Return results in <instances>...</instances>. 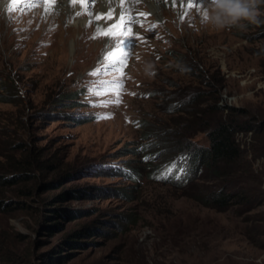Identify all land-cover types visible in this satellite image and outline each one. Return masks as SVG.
<instances>
[{"label": "rangeland", "instance_id": "374dc122", "mask_svg": "<svg viewBox=\"0 0 264 264\" xmlns=\"http://www.w3.org/2000/svg\"><path fill=\"white\" fill-rule=\"evenodd\" d=\"M29 2L24 10L17 9L16 21L6 18L17 27L0 34V99L6 100L0 101V170L16 141L45 150L56 164L30 171L25 184L33 187L30 197L22 196L20 185L4 189L32 208L14 207L6 220L0 216V222L7 221L0 233V264H264V173L259 195L245 180L234 188L247 193L248 204L207 210L197 207L195 196L214 189L222 176L203 172L188 186L152 180L146 176L149 160L132 150L147 148L145 144L154 139L153 135L142 137L147 127L180 114L185 101L196 94L200 108L217 104L220 109L214 120L210 111L205 114L204 128L193 123L194 140L186 141L196 146L208 145L206 123L209 127L227 119L255 125L262 120L264 5L259 8L258 22L242 20L218 29L204 19L210 0L190 9L188 0L181 8L178 0L170 11L176 16L178 7L182 18L160 14V20L150 15L148 4L140 3L134 15L145 12L148 19L134 24L139 32L130 30L133 47L125 66L104 68L106 61L100 60L108 52L103 47L77 56L75 47L66 46L64 53L54 55L47 43L38 46L36 37L25 36L24 31H31L27 27L31 10L42 13L45 9L43 0ZM100 6L101 0L90 3L84 28L97 24ZM113 20L105 21L111 24ZM107 40L103 35L102 43ZM60 56L64 58L58 63L55 58ZM93 56L97 63L91 64ZM58 98L65 101L57 102ZM234 137L254 173L260 171L264 163L257 151L264 148V136L240 132ZM177 152L173 154L179 158L182 152ZM162 156L157 150L152 156L157 167L164 163ZM134 167L144 173L137 184L140 192L131 188L134 184L121 171ZM238 169L245 173L240 164L230 163L223 178L235 180ZM68 170L71 174L58 180ZM51 180L50 186L39 184ZM74 189L80 194L69 193ZM60 193H64L63 200L52 205H61L70 214L57 220L61 226L52 229L47 223L56 220L44 222L33 208L40 199ZM134 197L135 201H128ZM172 201L177 216L190 211L189 218L182 220L184 226L176 227L180 223L173 220L161 231L159 219L156 229L146 223L155 208L165 202L171 206ZM131 206L136 207L140 226L127 224L120 232L125 225L121 216L126 210L131 213L126 209ZM248 216L254 220H245ZM78 227L96 230L71 241V246L63 243L69 230Z\"/></svg>", "mask_w": 264, "mask_h": 264}, {"label": "trees", "instance_id": "16d2710c", "mask_svg": "<svg viewBox=\"0 0 264 264\" xmlns=\"http://www.w3.org/2000/svg\"><path fill=\"white\" fill-rule=\"evenodd\" d=\"M199 99L200 96L196 94V96L192 97L190 101H185V108L179 111L181 112L180 114L176 115L175 117H171L165 122L157 123L155 126H148L147 131L142 134V137L145 140L151 138L153 135L154 139L150 140V143L145 144V146L149 145L147 148L145 147L140 151H138V149L132 150L135 153L141 154L144 159L149 160V162L146 163V167H148L146 176L148 175V177H150L152 180L156 178L158 181L173 184L174 186H188L198 177V175L200 178V174L203 172L206 174L208 172H212V174L216 177L222 176L220 182L215 184L214 189L203 194L199 193L198 196H195L197 199V201H195L197 207H202L207 210L210 208L226 210L235 204H248L250 199L247 193L244 192L242 188H234L240 184H243L245 180L246 182L252 183L255 195H259L258 193L261 189L258 188V186L261 182L260 177H262L260 175L264 173V167H262L260 171L254 173L252 164L248 161H245L243 158L241 150H239L240 145L236 141L234 133H250V135H260L263 137L264 117H262V120H258L255 125L247 124L245 122L243 125H241L238 120L228 121L227 119L217 121L216 125L212 126V124L209 127L206 123L205 127L208 129L206 133L208 145L203 147L196 146L191 144V142L186 141L188 138H190L192 142L194 140L192 139L193 135L195 134L194 128H192L193 123H200V128H204V125L202 124L206 122L204 117L205 114L210 111V113L215 115L212 118V120H214L216 119L218 112H220L217 104H210L204 109L200 108L198 105ZM0 101L6 102L5 99H0ZM56 101L61 102L65 101V99L58 98ZM73 105L75 104H72V106ZM226 109H230V112L233 111V108ZM226 121L228 122L226 123ZM155 147H157V152H163L161 163H164L163 165H159V167H157V165H155V163L152 161V156L156 152V150L153 149ZM151 150H153V152ZM143 151H145V153H143ZM176 151H178L177 153L182 152V155L179 158L173 154ZM257 152L263 158L262 163H264V148H261ZM5 160L6 163L3 169L0 170V216L6 220L9 217L10 212L14 210V207L18 210H22L24 206L29 205L30 208H32V206L17 197L11 198V196L7 195L4 189L8 187L12 188L15 185H20V187H18V191L22 194V196L30 197L34 193L33 187L31 185H25L28 181H30L29 178L32 175L30 171L35 169L33 171L34 173L41 171L44 168H55L56 163L53 162L54 158L52 156H48L45 150L37 147L35 148L30 145L27 146L22 141H16L14 143L12 153L8 154ZM233 162L240 164L245 173L238 169L240 174L235 176L232 175L235 180L223 178L226 167ZM142 170L143 169L139 170L138 167H134L132 169L128 168V170H121L124 178L130 180L134 184L131 185V188L135 192H140L142 190V188L139 187V181L144 175ZM70 174V170L65 171V173L59 175L58 180H61L64 176H68ZM52 183H54V180L39 184L41 186H50ZM197 187L198 186L192 187V191L197 189ZM69 193L79 195L80 190L74 189ZM120 194L126 196V193L120 192ZM63 198L64 193H60L51 199H40L39 206L37 208H33L36 210L37 214L39 212V216L42 220H44V222L48 219L56 220L47 223V225L52 229L61 226L57 220L65 219L67 215L70 214V212L64 209L63 206L52 205L55 200L61 202ZM134 199L135 197L128 199V201H135ZM126 209H130L131 213L126 210L125 213L122 214L121 219L125 225H123V227L121 226L122 228L120 232H123L127 228V224L134 226L136 223H138V226H140V217L136 215V207L131 206ZM46 211L48 213H46ZM189 212L181 213L179 216H177L178 208L176 207V203L172 201L170 206V203L165 202L161 206H158V208H155V211L150 217L151 221H146V223L156 229L159 225L157 219H159V223L162 224V231V229L164 230V228L170 222L175 220L180 223V225H177L176 227L180 228L184 226L182 223V220H184L183 218H189ZM183 215L185 217H183ZM245 220L251 222L254 219H250L248 216ZM4 223H7V221L0 222V231L2 228L7 226ZM94 230H96L95 227H78L73 230H69L63 243L70 245L71 241L77 242L78 239L85 237L84 235H88L89 232H93ZM0 233L3 234L4 232L1 231ZM1 244L2 243L0 242V245Z\"/></svg>", "mask_w": 264, "mask_h": 264}, {"label": "bare ground", "instance_id": "6f19581e", "mask_svg": "<svg viewBox=\"0 0 264 264\" xmlns=\"http://www.w3.org/2000/svg\"><path fill=\"white\" fill-rule=\"evenodd\" d=\"M30 1V0H29ZM28 0H0V18L1 22L5 25L0 26V34L10 31L11 29L16 28L15 21L17 20L16 16L18 14L17 9H25L29 6ZM181 1V0H179ZM185 0H183L184 2ZM121 0H116L114 3L115 15L114 20L111 22L113 24L119 19V16L123 14L125 8H128L127 3L123 4V8L119 5ZM178 0H161L157 3H152L149 7L150 15L152 17H157V20H160L161 15H164L172 19H181L182 12L179 10L184 4L181 3V6H178ZM90 5V4H89ZM89 5L87 8L82 7L79 3L73 4L72 0H43L44 11L41 13L37 8L32 9L28 15V20L31 21L30 25L27 26L31 31H24L25 36H34L37 38L36 44L42 46L43 44H48L52 50V54L64 53L66 51V46L74 48L75 53L78 56L80 52L87 51L88 53L92 50L91 48L96 47V49H107L109 52L110 46L115 44L119 38L113 39L108 37L107 43H102V36H97V31H107V26L111 25L107 23L104 19L98 20L95 26H87L84 28V23L86 22V13L89 11ZM177 7V15L171 13L170 9L172 6ZM19 7V8H17ZM101 9L97 15H103L106 11V6L103 5V0H101ZM180 11V12H179ZM145 13V12H144ZM142 13L134 15V11L130 14L135 17L136 22L146 21L148 17L144 16ZM5 17V18H4ZM15 20L14 24L8 22L7 19ZM7 18V19H6ZM25 25V24H24ZM139 26H133L132 29L136 32H139ZM77 36L75 37V35ZM95 37V38H94ZM72 39L70 45L68 40ZM99 39V43L97 40ZM150 42V41H149ZM68 44V45H67ZM91 45V46H90ZM90 46L89 49H86ZM103 47V48H102ZM102 48V49H101ZM84 54V53H83ZM85 56V54H84ZM63 56L56 57L55 60L59 63L63 60ZM102 63L105 62V59L100 60ZM91 64L97 63L94 56L92 57Z\"/></svg>", "mask_w": 264, "mask_h": 264}, {"label": "snow or ice", "instance_id": "6c2138e0", "mask_svg": "<svg viewBox=\"0 0 264 264\" xmlns=\"http://www.w3.org/2000/svg\"><path fill=\"white\" fill-rule=\"evenodd\" d=\"M96 0H72L75 5L79 3L82 7L87 8L90 3H95ZM158 0H121L120 7L123 8V4L127 3L128 8H125L123 14L119 16V19L111 25L107 26V31H97V36L104 35L113 39L119 38L115 44L110 46L108 54L105 56L106 63L104 68H110L117 64L125 66L127 57L130 55V50L133 47V39L131 28L136 23V19L130 13L136 10V6L140 3H146L151 7L152 3H156ZM183 3V0H181ZM203 0H188V8H192L194 5L202 4ZM116 3V0H103V5L106 6V11L103 15H97L96 19L112 20L115 15V9L112 5ZM175 3V0H173ZM187 14V12H185ZM147 16V14H143ZM152 29L150 28L149 31ZM95 38V37H94ZM142 39V38H141ZM97 72H93L92 75H97ZM122 88V85H120Z\"/></svg>", "mask_w": 264, "mask_h": 264}, {"label": "clouds", "instance_id": "9594fccd", "mask_svg": "<svg viewBox=\"0 0 264 264\" xmlns=\"http://www.w3.org/2000/svg\"><path fill=\"white\" fill-rule=\"evenodd\" d=\"M210 1L208 10L204 13V19L206 23L218 29H223L229 25H237L242 20L251 23L258 22L259 8L264 5V0Z\"/></svg>", "mask_w": 264, "mask_h": 264}]
</instances>
